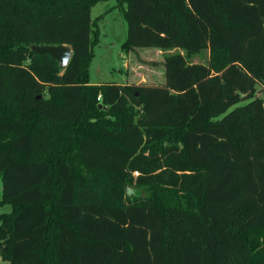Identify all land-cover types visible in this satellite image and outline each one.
<instances>
[{"label":"trees","instance_id":"1","mask_svg":"<svg viewBox=\"0 0 264 264\" xmlns=\"http://www.w3.org/2000/svg\"><path fill=\"white\" fill-rule=\"evenodd\" d=\"M100 1L0 0L2 257L264 264V0H118L165 81L92 84Z\"/></svg>","mask_w":264,"mask_h":264},{"label":"rangeland","instance_id":"2","mask_svg":"<svg viewBox=\"0 0 264 264\" xmlns=\"http://www.w3.org/2000/svg\"><path fill=\"white\" fill-rule=\"evenodd\" d=\"M97 20L100 28V40L94 46V58L90 68V83L99 81H120L126 77V72L135 71L137 81L141 76L137 74L139 70L145 71V83H164L165 66L164 56L157 48L143 47L139 48L128 60L127 52L123 51L121 44L127 37V22L123 16L122 10L117 0L100 1L92 8V19ZM183 52L182 49H179ZM210 59V51L205 50L195 56L193 62L207 63ZM128 66L126 68V64ZM133 65L135 68H133ZM134 69V70H133ZM137 83V82H136ZM135 83V84H136ZM256 95L264 100V86L256 84ZM248 100H242L237 105L246 103ZM236 105V106H237ZM3 184L0 177V198L2 197ZM129 196L143 195L144 190L133 186L127 187ZM11 205L5 204L0 206V214L10 212ZM0 247V252H1ZM0 264H10V261L4 259L0 253Z\"/></svg>","mask_w":264,"mask_h":264},{"label":"water","instance_id":"3","mask_svg":"<svg viewBox=\"0 0 264 264\" xmlns=\"http://www.w3.org/2000/svg\"><path fill=\"white\" fill-rule=\"evenodd\" d=\"M32 50L36 53L43 54L48 53L53 59L59 62L60 68L65 69L71 59L73 50L71 46L66 44L61 45H32ZM100 107L103 104L99 105ZM6 251V249H3Z\"/></svg>","mask_w":264,"mask_h":264},{"label":"crops","instance_id":"4","mask_svg":"<svg viewBox=\"0 0 264 264\" xmlns=\"http://www.w3.org/2000/svg\"><path fill=\"white\" fill-rule=\"evenodd\" d=\"M103 1H107V0H103ZM118 2V0H117ZM122 45V44H121ZM160 50V49H158ZM136 51H139V48H136L135 50L127 53L128 54V60L129 58L132 56L133 53H135ZM160 52L163 54L164 56V52L162 50H160ZM129 67L128 66V62L126 64V68ZM133 68H135V66L133 65ZM134 70V69H133ZM135 71H133L132 73H128V71L126 72V77L124 79H121L120 81H116L118 83H122V84H130V83H136V84H139V83H145V71L144 70H139V72H137V74H139L141 76V79L139 81H137L136 77H135ZM165 80V78H164ZM104 81H99L97 83H93V84H99V83H102Z\"/></svg>","mask_w":264,"mask_h":264},{"label":"built area","instance_id":"5","mask_svg":"<svg viewBox=\"0 0 264 264\" xmlns=\"http://www.w3.org/2000/svg\"><path fill=\"white\" fill-rule=\"evenodd\" d=\"M101 98H102V97H101V96H99V98H98V99H99V100H101Z\"/></svg>","mask_w":264,"mask_h":264}]
</instances>
